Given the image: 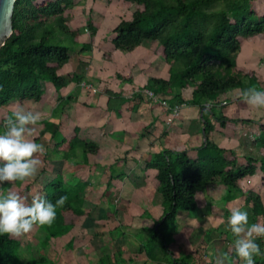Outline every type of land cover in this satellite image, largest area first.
Instances as JSON below:
<instances>
[{
    "label": "trees",
    "instance_id": "16d2710c",
    "mask_svg": "<svg viewBox=\"0 0 264 264\" xmlns=\"http://www.w3.org/2000/svg\"><path fill=\"white\" fill-rule=\"evenodd\" d=\"M124 1L133 4L131 17L121 19L111 29L116 34L113 40L115 49L129 53L148 41L158 42L157 54L170 65V78L150 79L147 88L154 95H173V107L177 103L199 106L204 111L207 138L199 148H162L146 159V168L157 171L152 183L163 198V216L153 228L145 229L147 241L139 253L146 254L147 264H197L191 254L177 256L172 244L178 232V213H195L198 210L197 197L207 187L214 184L225 186L228 189L226 202L243 194L250 220L264 222L263 198L241 186L244 179L258 173L264 186V123L261 124L258 139L263 154L259 169L255 165L257 161L252 158L248 159L245 167H238L236 154L210 139L217 123L226 128L234 127L240 121L217 114L214 104L219 96L234 89H244L246 80L250 86L260 88L255 71L238 65V55L244 41L255 35H264V8H260L264 0ZM74 5V0H17L13 15L14 33L0 49V108L11 101L21 104L33 101L44 105L51 97L57 98L51 118L41 122L43 128L35 138L37 142H42L49 135L45 145L47 151L42 158L44 168L33 180L5 181L1 191H19L27 197L28 203L32 201L29 193L33 186L49 172L51 160H64L80 169L97 164L95 159L101 158L103 153L100 145L80 137L78 125L69 122L64 128L62 122L66 106L78 101V98L74 94L62 97L61 89L71 81L80 84L84 80L76 73L66 74L65 66L73 49L55 41L68 36L77 43L79 31L71 25ZM88 26L95 35L94 24L89 22ZM115 77L133 83L131 76L118 73ZM48 85L56 91L48 90ZM187 88L193 89L190 100L183 98L182 92ZM107 93L110 97L108 109L118 114L125 103H133L137 99L138 102L130 106L131 110H136L143 101L141 94L129 99L122 94ZM209 100L212 103L206 106ZM51 144L52 150L49 148ZM115 165L110 166L111 181L123 179L126 175V169L117 174ZM89 186L90 183L76 173L72 180L67 181L61 172H56L54 178L43 186L40 193L53 202L67 194L65 203L57 207L55 222L36 226L43 235L42 245L45 248H49L54 239L80 227L82 218L88 215L86 200ZM108 217L111 218L112 214ZM228 234L232 242L233 234L231 231ZM96 236L100 235L94 234ZM259 242L264 248V238H259ZM22 244L21 235L0 234V264H56L47 256L36 257L29 250L22 251ZM228 249L224 252L231 253L232 264H240L236 253ZM97 264L129 262L123 257V251H118L114 256L104 255ZM256 264H264V256H258Z\"/></svg>",
    "mask_w": 264,
    "mask_h": 264
},
{
    "label": "crops",
    "instance_id": "0c3cea01",
    "mask_svg": "<svg viewBox=\"0 0 264 264\" xmlns=\"http://www.w3.org/2000/svg\"><path fill=\"white\" fill-rule=\"evenodd\" d=\"M74 3L72 23L79 35L65 72L76 73L84 80L80 84L71 81L61 89L62 97L74 94L78 98V101L66 106L62 122L64 128L69 122L78 125L81 129L80 137L100 145L103 153L101 158L95 159L97 164L80 169L64 160L50 161L49 171L52 167L54 174L61 172L65 180L70 181L76 173L90 183L86 200L88 215L82 218L80 227L64 236L69 237L60 253L61 261L63 264H97L104 255L114 256L118 251H123V257L129 264H147L149 260L146 254L139 253V249L147 241L145 229L153 228L163 216V198L152 183L157 171L147 169L145 161L149 155L160 152L162 148L192 149L203 146L207 141L204 111L199 106L187 103H177L173 107V95L165 93L150 98L148 94L152 91L147 88L149 80L170 78V65L157 54L158 42L148 41L129 53L115 49L113 40L116 34L111 31L114 28L111 25L117 17V23L123 18L131 17H127L119 9L126 8L128 11L132 8V3L124 0H90L87 12L81 0H74ZM89 22L96 28L95 35H92ZM238 65L254 70L260 88L264 89V35L252 36L242 43ZM118 73L131 76L133 83L118 80L115 77ZM245 84V88L250 86L248 80ZM47 89L56 91L51 85ZM242 90L234 89L222 94L214 104L217 114L240 121L234 127L226 128L217 123L210 139L236 154L238 167H245L248 159L252 158L257 161L255 165L259 169L263 154L258 139L261 124L264 123V110L250 105L243 97ZM108 91L129 99H134L135 94H141L143 101L136 110H131L130 106L138 102L137 99L133 103H125L118 114L108 109ZM192 91V88L184 89L183 98L190 100ZM24 104L28 109L37 108L36 111L42 113L43 122L51 118L57 98L51 97L44 105L33 101H26ZM37 104L39 108L34 106ZM176 107H179V113L174 115ZM42 128L43 124L40 131ZM52 149L53 146L50 150ZM114 164H117V174L127 170L123 179L111 181L110 166ZM44 166L43 163L41 170ZM213 186L222 187L220 195L223 199L217 198L214 192L210 194V199L202 191L197 197V215L180 211L177 216L178 232L174 239L180 250L176 255L191 254L196 263L199 262V248L203 246L201 238L206 233L204 242H220L219 247L224 245L222 239L218 240L210 233V228L218 231L227 228L230 216H226L225 221L220 217L217 218L218 221L213 220L218 215L217 212L225 209L231 213L233 207H246V196L243 194L226 202L224 199L228 189L220 184L211 185ZM241 186L257 192L264 201V186L259 173L244 179ZM112 196L127 198L128 205L116 206L109 199ZM109 214H112L111 218L108 217ZM208 221L210 225H206ZM126 226L127 231L124 230ZM197 232L202 233V237H198L199 234L196 236ZM94 234L100 236L94 237ZM62 238L54 239L52 247L53 243ZM231 244L228 241L223 249L217 250L210 263L220 262L225 249L228 247L231 251ZM224 264H228V261L224 260Z\"/></svg>",
    "mask_w": 264,
    "mask_h": 264
},
{
    "label": "clouds",
    "instance_id": "9594fccd",
    "mask_svg": "<svg viewBox=\"0 0 264 264\" xmlns=\"http://www.w3.org/2000/svg\"><path fill=\"white\" fill-rule=\"evenodd\" d=\"M243 97L258 109L264 110V89L249 86L242 90ZM206 102V106L211 105ZM43 119L40 111L15 108L0 121V182L34 179L44 161L39 154L47 151L45 144L34 138V128ZM67 200V194L53 202L44 193L33 196L31 203L19 191L0 192V234L19 236L37 225H52L58 215L57 207ZM233 234L231 251L240 264H256L258 256H264L259 238H264V222L250 220L246 208L233 207L227 221ZM232 264L231 253H222L219 264Z\"/></svg>",
    "mask_w": 264,
    "mask_h": 264
},
{
    "label": "rangeland",
    "instance_id": "374dc122",
    "mask_svg": "<svg viewBox=\"0 0 264 264\" xmlns=\"http://www.w3.org/2000/svg\"><path fill=\"white\" fill-rule=\"evenodd\" d=\"M81 4L83 6H85V9H86V12H87L88 9H89V6H90V0H89V2H88V0H81ZM260 8H264V3H261ZM119 10H121L122 13H124L127 17L131 16V8H130V10L128 9V11L126 10V8L125 9L124 8L123 9H119ZM73 18H74V15H73V12H72V20H71V25L72 26H73V23H72ZM117 22H118V17L115 19V22L112 23L111 27L115 26ZM55 41L60 43V44H62V45L69 46L72 49H73V47L75 45L74 39L71 38V37H68V36H62V37H60L58 39H55ZM219 97H221V95ZM19 106H23L25 109H28L24 103L21 104L18 101H11L7 106H5L3 108H0V121H2L3 118H6L15 108H17ZM34 106H38V108H39V104L34 105ZM30 109L36 111L37 108L31 107ZM41 121H39L37 123V125L35 126V128H34V133H33L34 138L38 137V135H39V132H40V129H41ZM48 140H49V135H46L42 139L41 143L46 145L48 143ZM52 146L53 145L51 144L49 148H51ZM44 154L37 153V155L40 156V159L43 158ZM41 168H40V171H41ZM50 169L51 170L48 173H46L45 175H43L41 177V179L39 180V183H36L33 186L32 191L29 193V196H31V198H33V196H35L37 193H40L42 188H43V186L46 185L55 176V174L52 172V167H50ZM38 174H37V176H38ZM65 176H66V179H68V174L67 173L65 174ZM31 180H33V179H31ZM4 183H5V181L4 182H0V192L4 188ZM221 189H222V187H219V186H213V187L209 186L206 189H204V194L207 197H210V194H212L214 192L213 194H215L217 198L223 199L222 198L223 196L220 195ZM109 199H111L116 206L122 207V206H127L128 205L127 198H125V197H120V196H114L113 197L112 196V197H109ZM210 199H211V197H210ZM201 200L202 199L200 198L199 199L200 203H201ZM88 205H91V204L89 203ZM193 214L197 215V213H193ZM217 214L218 215H216V216H214L212 218L213 220L214 219L217 220V218L220 217V218H222L225 221V219L227 218L226 216H228L229 213L226 212L225 209H221V210H219V212H217ZM206 223H207L206 225H210L209 221L206 222ZM126 228H127V226L124 227L125 231H127ZM210 229H211L210 233H212V235L215 236V238H219L218 240L222 239V241L224 242V245L219 247L220 246V242H218L216 244L214 243V241H212L210 243L204 242V240L207 237V235H206L207 233L203 237L200 235L202 233H198V232L195 233V235L199 234L198 237H202L201 239H203L202 240L203 241L202 242L203 246H201L199 248V251H198L200 253V257H199V262L197 264H209L210 262H213L212 258H215V254L217 253V250L223 249L225 244H227V242L230 240L229 239V234L227 233V232L230 231V229H228V227L227 228H223L220 231L212 229V228H210ZM225 232H226V235L224 234ZM195 235H194V237H195ZM21 236H22V239H23V244H22V247H21L22 251H27L28 252V250H29L30 254L34 255L36 257L47 256V257H49L51 259L55 258L56 264H63V262L61 261L60 253H62L61 251H62L63 245H65V243H66V241H67L69 236L68 237H63L61 240L56 241L55 244L53 243V247H52V245H50L49 248H45L42 245V236L43 235L41 234V232L38 230L37 227H34L28 233L22 234ZM217 236H219V237H217ZM172 250H173V252L175 254L179 253L180 248H179L178 243L174 242L172 244ZM213 253H214V255H213ZM28 255H29V253H28ZM220 258H222V257H220ZM26 259H28V258H26ZM217 264H219V262Z\"/></svg>",
    "mask_w": 264,
    "mask_h": 264
},
{
    "label": "water",
    "instance_id": "95a60500",
    "mask_svg": "<svg viewBox=\"0 0 264 264\" xmlns=\"http://www.w3.org/2000/svg\"><path fill=\"white\" fill-rule=\"evenodd\" d=\"M17 0H0V49L14 33V9Z\"/></svg>",
    "mask_w": 264,
    "mask_h": 264
},
{
    "label": "built area",
    "instance_id": "2783aa9c",
    "mask_svg": "<svg viewBox=\"0 0 264 264\" xmlns=\"http://www.w3.org/2000/svg\"><path fill=\"white\" fill-rule=\"evenodd\" d=\"M148 95L150 96V98H155V95L152 92H149ZM164 104H165V102H164ZM178 113H179V107H176L174 109V115H177Z\"/></svg>",
    "mask_w": 264,
    "mask_h": 264
}]
</instances>
